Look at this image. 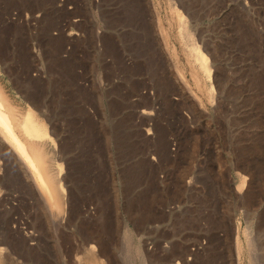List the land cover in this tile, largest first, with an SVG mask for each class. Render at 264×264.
I'll return each mask as SVG.
<instances>
[{
    "label": "rangeland",
    "instance_id": "1",
    "mask_svg": "<svg viewBox=\"0 0 264 264\" xmlns=\"http://www.w3.org/2000/svg\"><path fill=\"white\" fill-rule=\"evenodd\" d=\"M0 85L66 208L0 150V264H264V0H0Z\"/></svg>",
    "mask_w": 264,
    "mask_h": 264
},
{
    "label": "bare ground",
    "instance_id": "2",
    "mask_svg": "<svg viewBox=\"0 0 264 264\" xmlns=\"http://www.w3.org/2000/svg\"><path fill=\"white\" fill-rule=\"evenodd\" d=\"M197 61L201 68H205L203 56H198ZM19 108L0 85V150L16 161L19 172L30 181L29 186L45 203L51 218L63 220L66 214L64 189L53 173L52 160L45 149V142L51 138L43 120L39 118L40 112L29 107L23 114ZM82 260L78 259V264H99L94 254Z\"/></svg>",
    "mask_w": 264,
    "mask_h": 264
}]
</instances>
